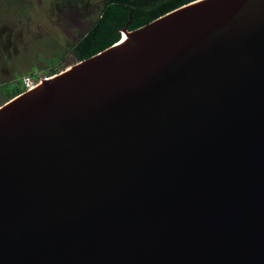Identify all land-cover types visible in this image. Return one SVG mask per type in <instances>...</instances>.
Wrapping results in <instances>:
<instances>
[{"label":"water","instance_id":"95a60500","mask_svg":"<svg viewBox=\"0 0 264 264\" xmlns=\"http://www.w3.org/2000/svg\"><path fill=\"white\" fill-rule=\"evenodd\" d=\"M0 106V264H264V0H193Z\"/></svg>","mask_w":264,"mask_h":264},{"label":"rangeland","instance_id":"374dc122","mask_svg":"<svg viewBox=\"0 0 264 264\" xmlns=\"http://www.w3.org/2000/svg\"><path fill=\"white\" fill-rule=\"evenodd\" d=\"M99 4L88 0L83 9L58 0H0V106L19 80L49 79L76 62L69 53L61 57L62 52L85 31Z\"/></svg>","mask_w":264,"mask_h":264},{"label":"trees","instance_id":"16d2710c","mask_svg":"<svg viewBox=\"0 0 264 264\" xmlns=\"http://www.w3.org/2000/svg\"><path fill=\"white\" fill-rule=\"evenodd\" d=\"M58 1L64 6L81 7L86 0ZM190 1L193 0H100L94 15L90 17L88 31L71 42L61 57L69 53L71 58L78 61L93 56L119 42L126 27L129 31L135 30ZM59 57L60 55L57 58ZM56 61L52 57L50 62L54 65ZM19 84V87L11 84L9 99L25 91L23 80H19Z\"/></svg>","mask_w":264,"mask_h":264},{"label":"built area","instance_id":"2783aa9c","mask_svg":"<svg viewBox=\"0 0 264 264\" xmlns=\"http://www.w3.org/2000/svg\"><path fill=\"white\" fill-rule=\"evenodd\" d=\"M43 81V80H42ZM42 81H36L33 77H26L23 81L25 90H29L32 88H35L37 85H39Z\"/></svg>","mask_w":264,"mask_h":264},{"label":"flooded vegetation","instance_id":"af4514ba","mask_svg":"<svg viewBox=\"0 0 264 264\" xmlns=\"http://www.w3.org/2000/svg\"><path fill=\"white\" fill-rule=\"evenodd\" d=\"M87 4H88V0H86L85 3H84V6H82L83 9H84V8L87 9ZM84 26H86V28H85V31H84L82 34H84L85 32L88 31V29H89V27H90V22L87 21L86 25H84ZM79 36H80V35H79Z\"/></svg>","mask_w":264,"mask_h":264},{"label":"bare ground","instance_id":"6f19581e","mask_svg":"<svg viewBox=\"0 0 264 264\" xmlns=\"http://www.w3.org/2000/svg\"><path fill=\"white\" fill-rule=\"evenodd\" d=\"M127 37H128L127 35H124V36H123V39H127Z\"/></svg>","mask_w":264,"mask_h":264}]
</instances>
